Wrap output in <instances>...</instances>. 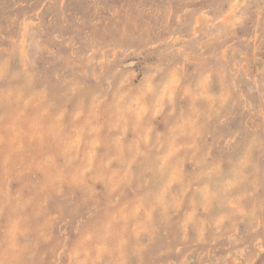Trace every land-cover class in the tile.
Masks as SVG:
<instances>
[{"label":"rangeland","instance_id":"obj_1","mask_svg":"<svg viewBox=\"0 0 264 264\" xmlns=\"http://www.w3.org/2000/svg\"><path fill=\"white\" fill-rule=\"evenodd\" d=\"M0 264H264V0H0Z\"/></svg>","mask_w":264,"mask_h":264}]
</instances>
